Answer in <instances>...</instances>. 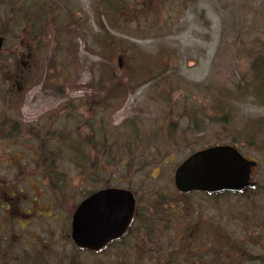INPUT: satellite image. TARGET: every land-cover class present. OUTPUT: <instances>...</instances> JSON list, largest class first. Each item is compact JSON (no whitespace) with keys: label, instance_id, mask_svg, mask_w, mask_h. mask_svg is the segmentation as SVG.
I'll return each instance as SVG.
<instances>
[{"label":"rangeland","instance_id":"obj_1","mask_svg":"<svg viewBox=\"0 0 264 264\" xmlns=\"http://www.w3.org/2000/svg\"><path fill=\"white\" fill-rule=\"evenodd\" d=\"M39 6L51 7L49 17L36 27L25 26L17 11L36 15ZM132 18L138 20L129 22ZM263 24L264 0H0V30L8 32L0 43V119L6 116L11 121L0 132V185L3 180L11 181L23 189L15 191L21 200L14 198L10 212L0 219V227L5 225L4 245L10 242L9 247L0 248V264H116L110 249L99 254L76 251L65 235L66 228L69 230L67 215L70 217L88 190L101 184L88 186L86 172L78 175L76 158L67 160L72 153L64 145L57 163L69 181L65 180V194L57 193L49 187L53 183L47 172L38 167V156L37 161L33 156L35 174L27 173L35 144H24L21 137L14 140L12 136L18 129L36 128L42 121L62 128L65 120L50 121L61 105H71L70 100L81 99L75 109L79 108L83 117H91L95 112L88 107L90 99L93 93L99 99L102 92L94 88L99 72L115 77L112 86L121 91L105 124L117 125L115 151L127 162L117 163L110 183L121 179V186L138 190L142 207L154 205L151 213L163 211L168 221L172 219L176 226L180 222L181 233L193 234L179 237L181 240L160 239L161 249H176L180 243L182 247V241L187 243L185 251L203 243L213 247L215 238L218 242L224 239L228 247L218 246L219 259L214 257L215 261L236 258L238 264H264V238L259 232L264 229V103L236 90V82H249L253 78L250 68L260 64L250 66L254 54L249 50L254 52V40L264 44ZM17 65L20 70L14 76ZM7 79L19 82L13 105L3 99ZM7 107L14 109L12 116L4 112ZM76 120H70L74 128ZM240 127L250 128L252 135L247 145L245 133L237 143L244 155L259 162L253 171L258 192L211 196L172 191V173L178 163L195 150L229 142L235 135L231 131ZM132 129L141 139L129 133ZM78 131L83 137L87 128ZM158 152L160 157L155 156ZM129 154L137 158L128 159ZM12 160L18 162V171L5 166L4 162ZM152 162L155 168L151 174ZM161 193L165 197L160 199ZM51 198L53 204L48 202ZM176 200L182 206L175 204ZM252 201L263 217L256 215ZM163 205L166 209L162 210ZM28 207L34 212L32 217L12 223L18 216L16 210ZM150 212L145 213L146 221L153 220ZM247 231L254 234L246 236ZM29 232L36 233L30 245L35 261H29L25 252ZM151 241L140 240L139 245L158 246H152ZM236 242L243 249L242 257L225 249ZM225 253L228 259H224ZM132 260L123 259L121 264L150 263L137 255Z\"/></svg>","mask_w":264,"mask_h":264},{"label":"trees","instance_id":"obj_2","mask_svg":"<svg viewBox=\"0 0 264 264\" xmlns=\"http://www.w3.org/2000/svg\"><path fill=\"white\" fill-rule=\"evenodd\" d=\"M13 4L10 5V8L13 9L12 7ZM122 8H124V5H121ZM113 9V8H112ZM122 10V9H118ZM18 14H21V22L25 23L24 25H29L32 27H36V23H42L43 20H46L49 17V14L51 13V7H42L39 6L37 10L35 11L37 14L29 15V11L26 10V12L23 11H17ZM34 16V17H33ZM44 17V18H43ZM43 18V19H42ZM138 18H132L129 20V22H135L137 21ZM125 23V21H123ZM122 23V24H123ZM264 26V24H263ZM4 33H8L7 31L0 30V35L1 38L3 39ZM262 41H264V37L262 38ZM254 45L252 49H254V52L252 50L250 51V54H254L251 62V67H253V64L260 62V64L254 68H250V72L253 73V78L249 79L250 81L247 83H242L240 81L236 82V90H242L243 92H248L249 94H252L254 97L259 100L260 103H264V44H261V42L255 40L253 41ZM1 52V50H0ZM103 81L106 84H103L100 86V88L104 91L102 96L100 97L99 101L97 103H94L92 105V111L94 112H99L104 115H107L108 112L113 109L117 105V96L121 93V91L118 89V87L112 86L113 83L116 81V78L110 75V77L104 76L102 77ZM102 84V83H101ZM11 86L9 85L7 88V91H5L3 94L4 100L7 104L13 105V94H12ZM10 110V108H9ZM74 109H71L70 112H72ZM10 116V111L9 114ZM106 118V117H105ZM75 120V119H74ZM0 132L1 128L9 126V121L6 116H1L0 119ZM66 124L62 128H52V127H41V128H31L28 129L24 132L22 131H16V135L21 137L23 140L24 144L28 143V140L25 139L26 135H29L32 137V141L34 142L35 146L34 149H32V152L34 156H37L40 158V164L45 172H47L49 179H51L53 185H57L59 188L54 187L56 192H59L60 194L63 195V193L66 191V187L68 186L65 182L66 179L69 178L67 175L62 173L61 166L58 165L57 163V158H58V153H61L62 155L64 154L63 149L65 146L69 148L70 154L72 155H67V160L72 162L75 158V164L76 167L75 169L79 171L78 175H81L86 172L87 176V184L89 185H95L98 184L99 181H105L106 177H110L112 172L111 168L109 166L112 165L113 160V153L114 149H116L115 142H109L106 140V136L111 134L109 131V128H106L104 126V122H101L100 125V136L101 140L100 142H97L96 140L92 139L91 136H86L85 139H80V133H78L79 129V121L80 119H77L75 122V128L73 125H68V119H65ZM84 125L89 129L90 134L93 133L94 129V124H93V119L90 122H85ZM13 127L16 128V123L12 125ZM70 128L76 129L72 130L70 132ZM247 128V127H246ZM246 128H238L236 130L231 131L232 134H235L233 138H229L230 143H236L238 147L240 145L237 143L239 141L237 138H241L243 135L246 134V141L245 144L250 141V137L252 135L249 134V129ZM18 129V128H17ZM19 130V129H18ZM246 130V132H244ZM70 132V133H69ZM23 134L25 136H23ZM9 136V135H8ZM7 136V137H8ZM250 136V137H249ZM264 137V136H263ZM20 139V140H21ZM82 143V144H81ZM252 144V143H251ZM62 145V148L60 147ZM65 145V146H64ZM262 145L264 146V139H262ZM59 147V148H58ZM119 155L116 154L115 159ZM120 157V156H119ZM110 171V172H108ZM102 173V175H101ZM105 175V176H104ZM69 184V183H68ZM86 187V186H85ZM87 191V190H84ZM65 194V193H64ZM165 194L161 193L160 194V199L164 198ZM253 209H257L258 207L253 203L252 205ZM256 215H260V217H263L262 212L260 211H254ZM255 231H258V228H254ZM260 232V237L264 238V229H259ZM254 234V231H247L245 232V235H252ZM151 241V240H150ZM222 245L227 246L226 240H222L221 242H218L217 240L214 242L213 249H218V246ZM154 246V245H153ZM221 247V246H220ZM228 247V246H227ZM228 250L229 253L234 254L235 256H241V253L243 252V249L240 247V245L236 242L232 246L228 248H225ZM227 254V253H225ZM219 255L218 251L215 253L214 256ZM224 259H228L229 255H224ZM218 258V257H217ZM219 259V258H218ZM229 260V259H228ZM234 262V263H233ZM240 262L236 258L229 260L228 263L225 262L226 264H238Z\"/></svg>","mask_w":264,"mask_h":264},{"label":"flooded vegetation","instance_id":"obj_3","mask_svg":"<svg viewBox=\"0 0 264 264\" xmlns=\"http://www.w3.org/2000/svg\"><path fill=\"white\" fill-rule=\"evenodd\" d=\"M13 85V83H11ZM17 95V93H16ZM15 99V96H13V101ZM93 100H97V99H93ZM70 103H73L75 105H78L81 101V99H77L75 102L73 100H70ZM84 107V103L82 104ZM62 106V105H61ZM8 108V107H7ZM65 108H67V105H65ZM74 109V108H72ZM56 115H69L70 119H74L79 118V117H83L81 114H76V113H70V114H66V113H59ZM55 116H52V118ZM91 119H93V124H94V129H93V133L90 134L89 133V129H87V132L84 134L83 137L80 136V139H85L86 136H91L92 139L96 140L97 142H100L101 140V136H100V125L101 122H104V126L106 128H109V131L111 132V134L106 136V140H108L109 142H115L116 137L119 136V134L117 133V129L112 128L111 126L108 127V125L105 124V122H107L105 120V115H101V114H94L93 116H91ZM68 125H71V123H69ZM122 131V130H121ZM129 133H132V136L136 139H141L137 134L138 132L135 130H130ZM25 136V135H24ZM25 139L28 140V143L33 142L32 141V137L29 135L25 136ZM34 143V142H33ZM154 146L157 145V143L153 144ZM159 145H157V147H155L156 150H158ZM25 149V148H24ZM116 149H114V153H113V162L112 165L109 166L111 168V172L113 171V168L117 165L118 166L120 163H126L127 160H125L122 155L119 157H116ZM32 153V160L30 162L31 166L30 169L27 170V173L29 174H35V161L33 159V152L32 149L30 150ZM147 155H150L149 153H147ZM129 156L128 159L131 158H137L136 154L132 155L129 154L127 155ZM155 156L160 157V152H158V154H156ZM245 156V155H244ZM160 159V158H159ZM119 160V161H118ZM124 160V162H123ZM153 160V157L151 158V161ZM34 161V162H33ZM37 161V160H36ZM5 166H7L9 169L10 168H14L15 171H18V162L12 160L11 163L8 162H4ZM38 167L43 170L41 164L38 162L37 163ZM129 166V165H128ZM158 166V165H156ZM150 172L151 174L153 173V170L155 168V163H151L150 164ZM26 168H23V170L21 171H25ZM110 178L111 177H107L105 179L106 183L103 184L105 181H99L98 184H101V186H99L98 188H104V187H115V188H121V189H128L131 190L134 198H135V208H134V213H133V217L126 229V231L124 232V234L116 239L115 241H113L112 243H110L106 248H103L100 250L101 253L107 251L108 249H110V254H111V258H115L116 260V264H121V262L123 261V259H126L128 261V263H133L134 261L132 260V257L134 256L135 259V255L137 256H142L144 260H147V262H150L149 264H226L225 262H228L229 260H222L220 262H217L214 260V257L217 258L218 256H214L215 253H217L216 249H213L211 247V244L209 245L208 243H203V246L201 247H193L189 250H184L183 246L186 245L187 243L182 241V247H180V244L178 245V247L175 248H163L161 249L160 247V239L161 240H181L184 239L185 235H190L191 232H180L179 230L181 229V227H179V223L176 226V224H174V222L172 221V219H170L168 221V218H166L165 216H167L163 211L160 214V210L158 212V214L156 212L151 213L150 211L154 208V205H149L146 207H142L140 200H142V197L139 198V194H138V190L136 189H132L130 186H121L120 180L119 178H117L116 183L114 185H112L110 183ZM5 180H3V182H1L0 185V219L4 217V215L6 214V212H10V206H11V202L14 201V198L17 199L18 201L21 200V196H17L15 194V191L18 190L19 192H23V189L21 187H19V185L14 184V182L8 183V182H4ZM103 184V185H102ZM32 185H30L29 187H31ZM44 187V186H43ZM51 187H56L59 188L56 184L49 186ZM130 188V189H129ZM248 189H244V191H247ZM29 191H33L29 188ZM155 191V190H154ZM172 191L174 192V188H172ZM59 193V192H57ZM62 195V194H61ZM180 195V193H179ZM34 196V195H33ZM32 196V197H33ZM57 195H54V198H56ZM35 198V196H34ZM48 202L53 204V198L49 199ZM34 203V201H33ZM178 203V206H182V203L180 202V200H176V203ZM166 209L165 205L162 206V210ZM145 209V210H144ZM18 211L17 215L18 216H14L13 217V221L12 223H15V221H19V220H26V216L28 217V215L30 217H32V215L34 214V212L32 210H30V207L27 208L26 211ZM16 211H14V213H16ZM150 212L151 214V221H146V215L145 213ZM181 212V211H179ZM168 214H170V212H167ZM50 213L48 214H44V217L49 216ZM157 215V216H156ZM38 216V215H36ZM156 216V217H155ZM68 218H70L67 215V221ZM66 221V220H65ZM70 221V219H69ZM171 223L173 225V227H167V224ZM27 224H30V222H28ZM7 225V224H6ZM4 228L5 225L3 224V226L0 227V248H2L1 246L4 247V242L7 241L5 239L4 236ZM20 228V227H19ZM167 229H170L171 231H166ZM32 234H36L34 232H29L27 234V236H29L30 238H28V249L25 250V252L28 254V260L29 261H35V257L33 255H31V252H35L34 250H31L30 245H31V241L32 239ZM65 235L69 236V230L68 228H66L65 231ZM193 236V234H191ZM181 237V239L179 238ZM24 238V242L26 241V237ZM20 239V238H19ZM152 240L151 244L152 246L156 243L158 244L157 247H146V245L143 243V245H139V241L140 240ZM215 240H217V238H215ZM22 241V242H23ZM157 241V242H156ZM135 245V247L133 246ZM139 246V247H136ZM165 246H170V244L165 243ZM180 247V248H179ZM43 249H41L42 251ZM187 254H186V253ZM129 254H133L131 256H129ZM227 255V254H226ZM241 257H242V253H241ZM245 257V255L243 256ZM113 263V261H112ZM31 264V263H29Z\"/></svg>","mask_w":264,"mask_h":264},{"label":"water","instance_id":"obj_4","mask_svg":"<svg viewBox=\"0 0 264 264\" xmlns=\"http://www.w3.org/2000/svg\"><path fill=\"white\" fill-rule=\"evenodd\" d=\"M253 161L235 148L213 146L194 152L175 170L174 184L183 192L191 190H240L249 182ZM134 198L128 190L106 188L84 199L71 221V239L79 248L98 250L119 237L131 220Z\"/></svg>","mask_w":264,"mask_h":264},{"label":"bare ground","instance_id":"obj_5","mask_svg":"<svg viewBox=\"0 0 264 264\" xmlns=\"http://www.w3.org/2000/svg\"><path fill=\"white\" fill-rule=\"evenodd\" d=\"M10 111V116H12L11 114L14 112V109H6V110H4V112H9ZM12 136H13V139L15 140L16 138H18V136L16 135V133L14 132V133H12ZM3 139V137H0V139Z\"/></svg>","mask_w":264,"mask_h":264}]
</instances>
